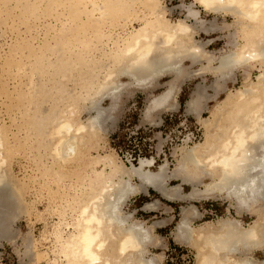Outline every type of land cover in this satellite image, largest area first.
I'll return each instance as SVG.
<instances>
[{
  "label": "bare ground",
  "instance_id": "bare-ground-1",
  "mask_svg": "<svg viewBox=\"0 0 264 264\" xmlns=\"http://www.w3.org/2000/svg\"><path fill=\"white\" fill-rule=\"evenodd\" d=\"M13 1L34 18L40 11L43 14L54 13L56 8H64L56 17L63 18L59 19V25H47L46 30L50 32L47 35H51L54 43L45 41L47 43L40 45L37 51L39 56L34 62L38 68L30 71V76L28 75L30 85L22 96L26 103L25 111L35 106L33 115L29 114L30 131L25 127L23 138L27 140L29 136L30 140V136H34L37 146L43 151L41 156L50 157V164L45 162L46 173L54 174L59 180L66 162L82 158L86 159L89 172L86 192L74 193L69 198H64L65 206L74 213L71 220L66 219L68 216L65 217L66 207L58 209L59 219L57 218L58 221L51 232L56 246L54 264L59 260L62 264H75L76 256L70 245L74 246L82 257H86L89 264H97L100 259H103L105 264H109L110 261L113 264H127L129 260L138 264H148L154 257L146 256L147 247L158 245L160 237L153 233V226L148 227L142 222L134 221L132 213L123 210L124 204L131 196L146 194L148 189L154 190L161 198L171 202L206 200L221 196L228 199L237 212L241 210L249 212L241 207L237 198L230 193L233 189L238 190L254 182L262 197L257 206L264 207V123H260L255 115L264 108V105H253L249 101L238 107L243 99L241 89L259 83L261 75L259 66L255 80L248 78L240 87L233 90L228 88L225 96L211 112L212 118H202L205 129L203 140L189 147L183 146L172 169L167 162L159 164L155 170L152 169L155 164L154 157H142L137 164L125 166L110 151L84 155V149L88 144L89 148L99 147L102 135L115 121L113 112L127 87L148 89L160 78L168 76L164 88L147 100L142 116L149 121L156 112L177 110L179 106L177 94L182 81L201 74L205 66L201 65L202 68L187 71L184 61L188 60L191 65L202 60L207 62L190 50L184 51L182 47L184 39L191 41L188 49L196 47L212 54L204 49V43L196 40L195 34L201 30L215 29L217 15L213 14V19L207 21L201 17L200 10L194 7L193 3H188L180 5L184 8V17L172 20L167 17L166 13H169L167 12L169 10L161 0ZM189 8L198 11L199 16H189ZM190 18L193 20L191 23ZM133 21L139 23L136 26L131 25V29H126V25ZM116 27L123 29L124 34L112 37L111 30ZM188 28L191 37L187 36ZM244 38L241 36L242 40ZM109 41L111 45L108 47ZM17 46H26L30 48V52L31 49L34 50L25 38H21ZM243 46L241 44V47ZM47 50L53 51L56 56L54 60H44ZM95 52L98 54L94 55ZM223 54L215 58L211 66L213 69L221 68L225 64ZM128 58H134L137 63L145 61L134 66L130 60H125ZM6 62L7 65H11L14 61L6 59ZM17 66L16 70L22 71L19 63ZM70 67H80L81 71H84L81 72L79 86L75 85L77 88L73 89L67 88L66 85ZM45 68L51 70L52 76H55L52 78L55 95L43 81L39 86L35 84L36 80L33 78L35 71L41 72L42 75ZM237 70L239 69L223 68L220 72L208 71L215 78L210 85L208 84V88L214 93L224 90L225 82L233 77ZM242 70L250 71L247 68ZM122 76L127 77L128 81L121 80ZM206 87L198 85L186 100L187 113L199 110L201 102L210 97L206 93ZM169 89L175 97L174 101H169L171 106L166 105L162 109L149 112L152 99ZM57 93L60 95L55 97ZM259 95H264V89L260 90L257 99ZM47 98L52 100V105L50 103L51 106L45 109L42 104ZM57 98L61 100V104L64 101L62 106L57 105ZM105 99L109 100L108 106L101 104ZM83 111L87 113L85 120L81 116ZM196 114L199 118V114ZM154 123L157 124L156 121ZM12 138L15 139L10 140L8 129L0 122V180L6 177L3 183H0V244L3 240H12L14 233L10 225L19 214L26 212L23 196L27 184L16 183L10 168V159L15 154L14 151L19 150L17 148L19 144L26 142L25 140L24 143L20 142L16 134H12ZM238 167L237 174L225 177L223 185L218 184L221 170L231 173ZM133 178L137 179V182H133ZM171 180L178 182L168 183ZM182 185L191 186V190L183 192ZM199 185L203 188H199ZM210 185L217 187L209 188ZM159 204L160 201L155 199L151 203L146 202L142 209L156 208ZM180 215L173 237L176 242L189 246L190 233L187 225H192L193 220L200 218L202 214L190 203L181 206ZM256 219L257 217L245 225L238 218L226 216L215 221L206 220L200 225L215 226L219 220H231L234 226L242 231ZM157 224L160 225L161 222ZM255 249L262 250L264 254V236L241 247L238 253L250 256L253 264H264V258L256 259L252 256Z\"/></svg>",
  "mask_w": 264,
  "mask_h": 264
},
{
  "label": "rangeland",
  "instance_id": "rangeland-1",
  "mask_svg": "<svg viewBox=\"0 0 264 264\" xmlns=\"http://www.w3.org/2000/svg\"><path fill=\"white\" fill-rule=\"evenodd\" d=\"M161 2L169 10L167 11L169 13H166L167 17L174 20L184 17V8L180 5L192 3V0H161ZM193 6L200 10L203 19L207 21L213 19L214 15L206 13L198 4L193 3ZM63 9V7H58L54 13L47 12L44 14L40 11L39 15L34 18L15 1L0 0V122L8 129L11 141L15 139L12 138V134H16L20 142L24 143V140L26 142L22 145L19 144L17 147L19 150L14 151L15 154L10 159V168L16 183L26 182L27 184L23 196V205L26 212L19 214L15 221L11 223L10 229L14 233L12 240L1 241L0 264H54L56 246L51 232L59 219L58 209L62 210L63 207H66L64 198H69L74 193L86 192L87 173H89L86 159L66 162L67 164L63 166V173L60 179L57 180L54 174L46 173L45 167L50 164V157L41 156L43 151L37 146L34 136H30V140L29 136L27 140L23 138L24 131H26L25 127H28V131H30L29 114L33 115L35 109V106H32L31 110L25 111L26 103L22 99L24 92H27L26 89L30 85L28 75L30 76L32 69L38 68L34 62L39 56L37 51L40 45L47 43L45 41L50 44L54 43L50 38L51 35H47L50 32L48 33L46 28L47 25H59V19L63 18L57 19L56 17ZM215 19L217 26L215 29L201 30L195 34V38L197 41L204 43V49L217 58L229 47L230 35L224 30L223 24L230 21L231 18L217 15ZM192 21L190 18L189 22ZM137 23L139 22L133 21L131 24L126 25V29H131V25L136 26ZM122 34H124V30L118 27L111 30L112 37ZM21 38H25L30 42L34 48V50L31 49L32 52L26 46H17V42ZM110 42H108V47L111 45ZM97 54V52L94 53V55ZM44 55H46L44 57L45 61L56 58L53 51L50 50H47ZM6 59L8 61L13 60V64L7 65ZM18 63L21 65L22 71L16 70ZM206 64L205 60L193 65L188 60L184 61L187 71L197 70ZM70 69V72L68 71L70 73L69 78L66 80L67 88H77L75 85L79 86L80 75L84 71H81L80 67H70ZM44 71L45 73L42 75L41 72L35 71L33 75L34 80H36L35 84L39 86V83L43 81L46 87L50 88L51 93L55 95L52 88V84H54L52 78L55 76H52V71L48 68H45ZM258 71L256 65L251 67L249 72L242 69L235 71L233 77L225 82V89L217 93L208 88V84L210 85L215 79L211 72L202 71L201 74L185 78L177 94L179 103L177 110L156 112L149 121L142 116L144 106L151 96L159 93L164 88L163 82L169 77L160 78L158 83L149 89L127 87L120 96L115 107L116 111L113 112L115 121L102 135L99 140V147L89 148L90 145H86V149L83 148L84 155L87 153L95 155L98 152L110 151L125 166H129L131 163L137 164L142 157H154L155 164L152 169L155 170L159 164L164 162H167L169 168L172 169L183 146L189 147L203 140L205 129L202 118H212L211 112L217 107L219 100L225 96L226 90L240 87L248 78L255 80ZM56 79L59 80V77L56 76ZM121 80L126 82L128 78L122 76ZM198 85L207 86L206 93L210 97L201 102L199 110L187 113L185 102ZM59 95L57 93L55 97ZM59 101L60 103H58ZM62 102L64 103V101ZM50 103L52 105V100L47 98L42 107L49 108ZM56 103L58 106L63 105L58 98ZM101 104L108 106L109 100L105 99ZM196 113L199 114V118H197ZM81 116L85 120L87 113L83 111ZM42 163L45 165L43 166ZM134 181L137 182V179L133 178ZM204 181H208V179H204ZM177 182V180H171L168 183L176 184ZM182 187L183 192L191 190L189 185H182ZM199 188H203V186L199 185ZM155 199L160 201L158 207L142 209L146 202L151 203ZM190 203L194 204L202 214L201 218L193 220L192 225L194 226H198L206 220L215 221L219 217L226 216L239 218L243 220L245 225L256 218L255 214H241L238 217L233 208H230L228 212L226 208L232 206L230 201L220 197L171 202L161 198L154 190L149 189L146 194L131 196L123 206L124 212L132 213L134 221L142 222L148 227L153 226V233L160 237L158 245L147 247V257L163 255V264H194V250L188 245L176 242L173 237L175 227L181 218V206H187ZM73 216L74 213L66 207V219L71 220ZM157 222H161V224L159 225ZM256 257L263 259L264 255L260 253ZM55 264L62 263L59 260Z\"/></svg>",
  "mask_w": 264,
  "mask_h": 264
},
{
  "label": "clouds",
  "instance_id": "clouds-1",
  "mask_svg": "<svg viewBox=\"0 0 264 264\" xmlns=\"http://www.w3.org/2000/svg\"><path fill=\"white\" fill-rule=\"evenodd\" d=\"M192 3L198 4L206 13L231 18L230 21L223 24L224 30L230 35V44L223 54L225 64L216 69L211 67L215 57L196 47L188 49L191 41L186 38L182 45L184 51L190 50L195 55L207 60L203 71L220 72L223 68H247L250 70L254 65L259 66L261 73L259 83L241 89L240 94L243 99L238 107L249 101L253 105H264V95H259L257 99L260 90L264 89V0H192ZM188 15L198 17L199 12L189 8ZM189 32L188 28L187 36H190ZM241 36L245 38L241 40ZM241 44L244 46L241 47ZM125 60H130L134 66L141 65L145 61L137 63L134 58ZM174 99L173 92L169 89L152 99L148 111L162 109L166 105L171 106L169 101H174ZM255 115L259 118L260 123H264V108H261L260 112ZM238 171L239 167L231 173L221 170L218 184L223 185L225 177L235 175ZM5 179L6 177L0 180V183H3ZM215 187L217 185L209 186V188ZM230 195H234L241 207L255 214L257 219L242 231L238 230L231 220H219L215 226L213 224L210 226L187 225L190 233L189 247L194 250V264H253L252 258L240 255L238 249L258 241L261 236H264V207L257 206L262 198L261 192L255 187L254 182H250L238 190L233 189ZM69 247L76 256L75 264H89L87 258L82 257L74 246L70 245ZM95 250V246H93V251ZM163 262V255H159L150 259L148 264H163ZM97 264H105V262L100 259ZM109 264H113V262L110 261ZM127 264H138V262L129 260Z\"/></svg>",
  "mask_w": 264,
  "mask_h": 264
},
{
  "label": "crops",
  "instance_id": "crops-1",
  "mask_svg": "<svg viewBox=\"0 0 264 264\" xmlns=\"http://www.w3.org/2000/svg\"><path fill=\"white\" fill-rule=\"evenodd\" d=\"M160 80V79H159ZM159 80H157V82L156 83H158V81ZM164 83V82H163ZM149 89V88H148ZM149 190V189H148ZM218 197H220V198H223V197H221V196H218ZM223 199H226V198H223ZM226 200H228V199H226ZM231 205V204H230ZM230 208H233L234 210H235V212H236V215L238 216V217H240L241 216V214L243 215V214H249V215H253V214H250L249 212H246L245 210H241L240 212H237L236 211V209L234 208V206H230V207H228V208H226V210L229 212V210H230ZM201 217H202V215H201ZM200 217V218H201ZM233 217V216H232ZM234 218H236V217H234ZM239 219V218H238ZM241 222H242V224H244L243 223V220H241V219H239ZM260 254V253H263L262 252V250H260V249H257V251H256V249L255 250H253L252 251V256L254 257V258H256V259H259L258 257H256L258 254ZM254 254V255H253ZM264 255V254H263Z\"/></svg>",
  "mask_w": 264,
  "mask_h": 264
},
{
  "label": "trees",
  "instance_id": "trees-1",
  "mask_svg": "<svg viewBox=\"0 0 264 264\" xmlns=\"http://www.w3.org/2000/svg\"><path fill=\"white\" fill-rule=\"evenodd\" d=\"M181 104H182V102H181ZM138 130L140 131V128Z\"/></svg>",
  "mask_w": 264,
  "mask_h": 264
}]
</instances>
